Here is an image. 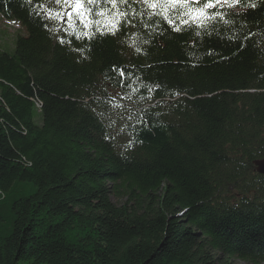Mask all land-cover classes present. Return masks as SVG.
<instances>
[{
  "label": "trees",
  "instance_id": "1",
  "mask_svg": "<svg viewBox=\"0 0 264 264\" xmlns=\"http://www.w3.org/2000/svg\"><path fill=\"white\" fill-rule=\"evenodd\" d=\"M37 4L62 7L0 0L25 32L0 51V264H264V0L181 31L129 0L115 35Z\"/></svg>",
  "mask_w": 264,
  "mask_h": 264
},
{
  "label": "snow or ice",
  "instance_id": "2",
  "mask_svg": "<svg viewBox=\"0 0 264 264\" xmlns=\"http://www.w3.org/2000/svg\"><path fill=\"white\" fill-rule=\"evenodd\" d=\"M57 5H62L59 11L46 8L45 5L37 4L36 7L45 13V18L64 21L67 18L68 27L76 30L75 20L79 19L85 29L96 26V31L105 34V32L115 35L119 31L121 24L131 25L130 15H143L137 13L135 9L131 13L121 10V5L129 3V0H55ZM133 3H139L146 6L149 19L153 16H160L175 31H181L184 27L194 29H207L217 19L229 23L225 19L226 13L220 11L221 8H232L240 3V0H133ZM111 5L110 8H101L100 5ZM95 5L96 7H91ZM130 6V5H129ZM248 7H255V4H249ZM70 9V10H69ZM215 9V11H213ZM39 15L40 12H37ZM98 17L100 19H96ZM179 21V23H177ZM134 26V25H133ZM200 33L197 32V35ZM94 33L84 31L77 34V39L82 37L91 38ZM61 43L64 41L61 40ZM139 51V49H137ZM123 76V70L120 71Z\"/></svg>",
  "mask_w": 264,
  "mask_h": 264
},
{
  "label": "rangeland",
  "instance_id": "3",
  "mask_svg": "<svg viewBox=\"0 0 264 264\" xmlns=\"http://www.w3.org/2000/svg\"><path fill=\"white\" fill-rule=\"evenodd\" d=\"M7 30H10L8 32ZM3 31H5L8 36L3 35ZM18 30H14L13 28H8L5 26V23H0V47L2 48L0 51H3L4 53L8 55H12L14 52V42L16 40V35L17 34H22L21 32L16 33ZM23 35H25V32L23 31ZM34 103L37 106H40L39 102L36 100ZM115 201V200H113ZM234 264H246L242 262H235Z\"/></svg>",
  "mask_w": 264,
  "mask_h": 264
},
{
  "label": "water",
  "instance_id": "4",
  "mask_svg": "<svg viewBox=\"0 0 264 264\" xmlns=\"http://www.w3.org/2000/svg\"><path fill=\"white\" fill-rule=\"evenodd\" d=\"M255 169L257 174L264 176V158L255 163Z\"/></svg>",
  "mask_w": 264,
  "mask_h": 264
},
{
  "label": "crops",
  "instance_id": "5",
  "mask_svg": "<svg viewBox=\"0 0 264 264\" xmlns=\"http://www.w3.org/2000/svg\"><path fill=\"white\" fill-rule=\"evenodd\" d=\"M3 35H6V36H8V34H7L5 31H3Z\"/></svg>",
  "mask_w": 264,
  "mask_h": 264
},
{
  "label": "built area",
  "instance_id": "6",
  "mask_svg": "<svg viewBox=\"0 0 264 264\" xmlns=\"http://www.w3.org/2000/svg\"><path fill=\"white\" fill-rule=\"evenodd\" d=\"M35 105H36V104H35ZM36 107H37L38 109L40 108V106H37V105H36Z\"/></svg>",
  "mask_w": 264,
  "mask_h": 264
}]
</instances>
